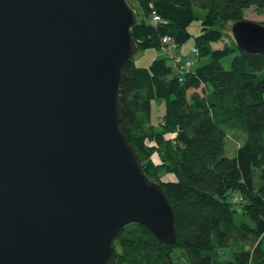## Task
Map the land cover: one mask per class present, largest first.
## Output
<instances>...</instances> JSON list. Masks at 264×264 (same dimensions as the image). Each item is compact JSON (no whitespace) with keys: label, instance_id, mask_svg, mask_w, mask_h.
<instances>
[{"label":"water","instance_id":"obj_1","mask_svg":"<svg viewBox=\"0 0 264 264\" xmlns=\"http://www.w3.org/2000/svg\"><path fill=\"white\" fill-rule=\"evenodd\" d=\"M124 0H0V264H115L125 226L172 246L174 214L119 129L137 48ZM264 54V25H231Z\"/></svg>","mask_w":264,"mask_h":264},{"label":"trees","instance_id":"obj_2","mask_svg":"<svg viewBox=\"0 0 264 264\" xmlns=\"http://www.w3.org/2000/svg\"><path fill=\"white\" fill-rule=\"evenodd\" d=\"M124 1L137 20L130 30L137 54L158 52L165 37L178 53L190 39L189 25L199 21L193 38L199 63L179 82L165 53L148 68H136L133 58L121 68L119 129L146 180L166 193L175 242L162 244L145 227L125 226L113 241L115 264H173L178 250L190 264H213L212 254L222 251L231 256L218 264H264V54L239 52L225 33L246 10L263 17L264 0ZM152 13L160 23H152ZM223 40L221 50L211 49ZM232 55L223 70L221 62ZM152 102L164 105L157 126ZM229 136L243 140L233 158L224 152ZM167 176L172 181L162 179ZM234 197L241 203L233 204ZM239 213L251 226L234 222Z\"/></svg>","mask_w":264,"mask_h":264},{"label":"rangeland","instance_id":"obj_3","mask_svg":"<svg viewBox=\"0 0 264 264\" xmlns=\"http://www.w3.org/2000/svg\"><path fill=\"white\" fill-rule=\"evenodd\" d=\"M244 20L251 22V23H258V24H263L264 22V16H259L257 14H255L253 9H249L244 11ZM231 25L228 24L226 27V34L228 37H231ZM188 33L190 35V39L189 41H187L185 44H183L180 48H179V52L177 53L179 56H181L182 58H190V53H191V49L193 48L194 45V37H196L199 32H200V22L199 21H194L192 22L189 27H188ZM233 41V39H232ZM227 43L225 40H223L222 42L216 43V44H212L211 49L214 50H221L223 47V44ZM234 43V41H233ZM172 45L175 47V44L172 43ZM171 45V46H172ZM170 46V47H171ZM172 49H170L169 51L171 52ZM164 57V51L162 50H158V52L156 51H147L145 53H138L136 54V56L133 58V63L134 66L137 68H148V66L152 63V60L154 59H158V58H163ZM234 57V55L229 56L227 58H224L223 61L221 62L222 68L223 70H228L230 63L232 61V58ZM152 109H151V117H152V124H154L155 126H157V124L159 123V119L161 118V116L164 113V105L162 102L157 103V102H152L151 103ZM243 140L238 141V144L236 141L233 140L232 137H227L226 141H225V156L229 157V158H233L235 157V153L236 150L238 149V146H240V144H242ZM263 144H264V138H263ZM260 173L258 170H256L253 174L254 177V186H258L260 184ZM170 181H172L171 178H169ZM234 222H236L237 225H240V219L237 218V215L234 216ZM264 247V245H263ZM172 257V262L173 264H190L188 262L187 256H185L184 252L182 250H178V251H174L171 254Z\"/></svg>","mask_w":264,"mask_h":264},{"label":"built area","instance_id":"obj_4","mask_svg":"<svg viewBox=\"0 0 264 264\" xmlns=\"http://www.w3.org/2000/svg\"><path fill=\"white\" fill-rule=\"evenodd\" d=\"M152 23L156 25L157 23L161 22V19L158 18L155 13H152L151 15ZM173 41L170 38H162V48L161 50L164 51V53L172 59L173 66L172 69L175 72V77H177L178 82L181 80L182 76L184 74H188L189 71L192 69L194 65V59L198 57V52L194 48H192L190 53V59L182 58L181 56L177 55L176 47L172 45ZM172 45V46H171ZM171 46V47H170ZM170 49L171 52L169 51ZM233 204H239L242 200H240L237 197L232 198Z\"/></svg>","mask_w":264,"mask_h":264},{"label":"crops","instance_id":"obj_5","mask_svg":"<svg viewBox=\"0 0 264 264\" xmlns=\"http://www.w3.org/2000/svg\"><path fill=\"white\" fill-rule=\"evenodd\" d=\"M185 58V57H184ZM186 59H190V58H187L186 57ZM197 63H199L198 62V60H196L195 59V61H194V64H197ZM237 142V144H238V141H236ZM169 178L170 177H164V178H162L163 180H165L166 181V179H168L169 180ZM236 216V215H235ZM237 218H239L240 219V222H241V224L242 223H248V221L243 217V215L242 214H237ZM249 224V223H248ZM250 225V224H249ZM251 226V225H250ZM262 251L264 252V247L262 246ZM230 256H231V254L229 253V251H222L221 253H217V254H215V253H213L212 254V260H213V264H218V263H221L222 262V260H229L230 259Z\"/></svg>","mask_w":264,"mask_h":264}]
</instances>
